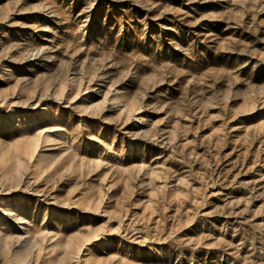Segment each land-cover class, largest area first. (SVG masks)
I'll list each match as a JSON object with an SVG mask.
<instances>
[{"label":"rangeland","instance_id":"1","mask_svg":"<svg viewBox=\"0 0 264 264\" xmlns=\"http://www.w3.org/2000/svg\"><path fill=\"white\" fill-rule=\"evenodd\" d=\"M0 264H264V0H0Z\"/></svg>","mask_w":264,"mask_h":264}]
</instances>
